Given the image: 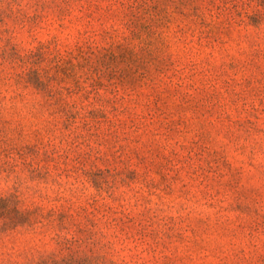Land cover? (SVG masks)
<instances>
[{
	"label": "rangeland",
	"instance_id": "obj_1",
	"mask_svg": "<svg viewBox=\"0 0 264 264\" xmlns=\"http://www.w3.org/2000/svg\"><path fill=\"white\" fill-rule=\"evenodd\" d=\"M0 143V195L86 208L119 264H264V0H0ZM53 247L0 218V264Z\"/></svg>",
	"mask_w": 264,
	"mask_h": 264
},
{
	"label": "trees",
	"instance_id": "obj_2",
	"mask_svg": "<svg viewBox=\"0 0 264 264\" xmlns=\"http://www.w3.org/2000/svg\"><path fill=\"white\" fill-rule=\"evenodd\" d=\"M88 49L91 50V47ZM77 51L76 57H71L69 62L74 80V87L70 92L79 90L85 92L88 89L81 82L78 70H84L88 64L92 66L94 62L92 56L94 55L93 52L87 51L82 46H79ZM100 58L98 56L96 61H99ZM75 59H82V61L76 64L73 62ZM24 63L31 64L32 62L27 59ZM87 70L89 69L87 68ZM27 75L29 77L25 83L33 85L45 97V103L49 104L54 114L61 115L69 124H73L76 118L82 114L83 107L68 102L63 95L62 88L55 90L50 80L41 74L39 68L36 69L33 66ZM89 114L95 115L96 112L91 111ZM2 154L9 157L10 152L3 150L0 143V156ZM45 173L48 174V171ZM19 204L20 199L17 193L8 197L0 195V218L3 221L4 229L41 230L50 237L54 244L51 250L40 251L38 256H32L28 259L27 264H119L109 258L105 251L110 244L104 243L107 234L100 227L99 218H95V215L88 212L86 208L78 211L63 207L46 209L43 206L24 209ZM103 219L107 220V217L103 215L100 220ZM129 222H132V219H129ZM110 223L115 227L118 226L116 219Z\"/></svg>",
	"mask_w": 264,
	"mask_h": 264
}]
</instances>
